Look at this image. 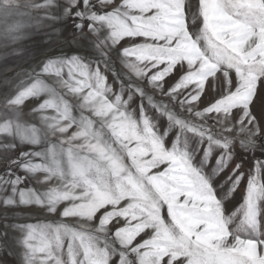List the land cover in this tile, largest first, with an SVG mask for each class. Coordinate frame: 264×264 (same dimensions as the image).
I'll use <instances>...</instances> for the list:
<instances>
[{
  "label": "snow or ice",
  "instance_id": "6c2138e0",
  "mask_svg": "<svg viewBox=\"0 0 264 264\" xmlns=\"http://www.w3.org/2000/svg\"><path fill=\"white\" fill-rule=\"evenodd\" d=\"M0 264H264V0H0Z\"/></svg>",
  "mask_w": 264,
  "mask_h": 264
},
{
  "label": "rangeland",
  "instance_id": "374dc122",
  "mask_svg": "<svg viewBox=\"0 0 264 264\" xmlns=\"http://www.w3.org/2000/svg\"><path fill=\"white\" fill-rule=\"evenodd\" d=\"M44 42L42 40H39V38H36L34 40H27L23 42V47L26 49L25 54V60L23 61H17L12 58H9L7 61L0 60V73H3L5 71H9V74L11 70L15 69V65L17 63L23 64L25 67H27V60L31 59L33 56H35L37 59L39 58V52L40 49L43 48Z\"/></svg>",
  "mask_w": 264,
  "mask_h": 264
}]
</instances>
